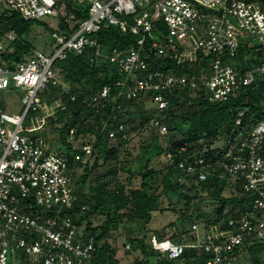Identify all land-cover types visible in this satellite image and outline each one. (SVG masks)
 Segmentation results:
<instances>
[{
	"label": "built area",
	"instance_id": "2783aa9c",
	"mask_svg": "<svg viewBox=\"0 0 264 264\" xmlns=\"http://www.w3.org/2000/svg\"><path fill=\"white\" fill-rule=\"evenodd\" d=\"M48 16L55 18L52 52L33 47L11 67L1 54L12 52L13 43L21 40L23 25L15 17ZM1 17L6 20L0 25V264H104L96 258L97 234L77 223V209L90 207L78 198L76 163L92 155L93 144L79 138L74 127L67 137L71 146L64 150L22 133L30 108L43 104L42 89L60 84L75 98L71 83L65 87L58 81V59L86 52L91 66L109 76L83 103L100 112L90 116L92 123L96 119V125L90 121L95 129L116 120L117 128L109 132L115 143L127 139L122 103H151L157 114L150 124L163 142L166 161L173 159L166 110L174 95L187 91L191 101L204 93L210 102H228L264 76V61L244 67L235 57L243 47L245 59H264V0H0ZM163 26L168 35L160 33ZM108 27L129 43L121 46L101 37ZM168 60L188 65V71L176 72ZM10 85L20 88V113L10 112L2 100ZM245 114L239 108L229 131L198 137L203 147L184 156L178 167L198 172L200 180L214 171L235 184L241 181L250 205L232 216L226 228L195 220L191 242L153 234L145 242L160 258L177 259L190 246L204 258L202 264L251 261L248 246L264 238V118L245 119ZM188 145H180L179 153ZM261 255L264 264V246Z\"/></svg>",
	"mask_w": 264,
	"mask_h": 264
},
{
	"label": "trees",
	"instance_id": "16d2710c",
	"mask_svg": "<svg viewBox=\"0 0 264 264\" xmlns=\"http://www.w3.org/2000/svg\"><path fill=\"white\" fill-rule=\"evenodd\" d=\"M14 18V17H13ZM18 23H22L23 31H29L31 20H23L20 17H15ZM12 19V17L8 18ZM5 17L0 18V25H3ZM43 22L42 19H36ZM48 27L50 31L56 30V28L51 25L48 21ZM59 25L63 28L64 23L59 20ZM23 33V32H22ZM21 33V34H22ZM28 33V32H27ZM101 37L113 40L117 42L118 45H126L129 43L127 37L123 38L114 33L111 27L103 29L101 32ZM113 34H115L113 36ZM14 50L12 52H3L2 58L7 61L11 67L14 65L13 61L20 60L22 54L29 52L33 48V43L21 37V40L13 43ZM85 52L84 54L68 53L65 58L58 59L55 62L56 71L60 69V75L71 83V92L75 94V98L72 99L71 95L67 94L62 90L61 85H55L52 87V92L50 98L52 101L59 99L58 109L54 114L50 115L51 123H55L53 120V115H56V119L60 123L55 126L54 129L59 133L60 141L66 146V148L71 146V142L67 140L69 136V131L72 127L76 128V135H83L93 133L96 135V139L93 143V154L97 152V159L94 165L89 167L86 163L84 165V172L78 177L80 181H76V188L79 201L81 203L87 204L90 209L82 210L77 209V223L84 226V229L90 233L97 234L98 230L101 229V233L96 236V243L98 251L96 253V258L98 261L104 264H119L117 259H114L116 249L108 241V234L112 226L118 225L119 222L124 217L131 215V212L139 213L143 212V217L145 220L152 217V211L161 210L159 208V196L154 194H149L147 187L149 183L145 181L147 176H155L158 171L149 168L145 171H139L143 177L142 186L140 188H130L126 190V184H124L119 177H116L118 172V167L115 166L109 168L106 172L97 175L94 180L97 186L94 188L96 194L90 196L85 193L80 187L86 186V181L92 172L98 166V158L102 157L104 162L109 160L117 159L119 157V143L126 144L130 142L133 138V133L138 132V130L144 127L146 124L151 123V119L157 114L156 108L151 103H142V109L138 112L125 111L120 117V121L123 122L125 133H127L126 140H120L119 143H115L110 137L109 132L111 129L117 128L116 120H110L107 123L105 129H95L89 122L88 119L95 113H100L96 110V107L92 105H85L83 103V98L85 95L91 96L94 94V90L98 89L102 83L108 81L109 76L100 75L97 70H95L90 62ZM245 49L240 48L236 59L240 60V63L244 67H248L252 62L261 63L264 61L263 58L257 59H245ZM207 61V60H206ZM205 61V62H206ZM164 63V61H163ZM167 66L169 68H174L176 72L186 73L188 71V65L186 64H175L174 62L168 60ZM193 73V71H192ZM91 88V89H90ZM189 94L179 93L174 95L170 99V105L166 110L168 114L167 124L168 132L171 140V147L169 149L173 152V159L171 161H166L164 167L167 168L162 184L164 187V193L168 195L170 199V204L181 202V200L190 209L192 204L201 203L200 201L195 202V194L199 193L201 190H207L209 199L212 200L213 208L212 213H206L205 211L193 213L189 211L193 221L202 220L207 227H211L214 224L220 225V227H228L229 219L232 216H237L241 210L246 209L250 205V198L248 194L241 192L242 186L241 181L238 183H233L229 181L228 178L220 177L218 172H210L206 179H198V172L190 173L186 172L178 167L179 161L183 159L184 156H188L189 153H193L196 149H201L202 144L197 143L198 137L204 135L206 137H214L222 132L229 131L234 126L235 117L238 114L239 108L246 109L245 119L253 117V120L257 118H264V76H260V80L248 86L246 89H242L240 94L228 102H210L205 97L204 93H200L199 96L191 98L188 101ZM130 101V100H126ZM134 102V101H130ZM57 113V114H56ZM118 136L121 135L120 131L117 132ZM178 135H181L179 138ZM121 137V136H120ZM90 141V140H88ZM188 143V147L179 153L180 145ZM71 162H74L71 159ZM83 162H77L76 165H83ZM131 172V170H128ZM118 174V173H117ZM114 176L115 185L109 187L110 182L107 177ZM130 179V177H129ZM78 184L80 187L78 188ZM233 189V192L227 196L223 194L226 187ZM89 187H91L89 185ZM92 191V190H91ZM178 198L173 202L172 198ZM204 199L203 196L199 197ZM195 202V203H194ZM122 206H129V210L124 213H118L119 208ZM174 206V205H173ZM172 206V207H173ZM199 209L201 206L196 205ZM93 211H101L107 216V220L102 225H93L91 219V214ZM257 214H261L262 210H257ZM181 215L187 214L186 210L180 209ZM185 220V219H184ZM171 226V225H170ZM177 228V229H176ZM174 228L170 235H164L160 233H155L157 238H171L175 241L182 242L185 241L182 237L184 232L180 231L178 227ZM141 231H145V225L141 226ZM187 234V233H186ZM190 238H193V234H190ZM137 248H139L145 257H149L148 249H152L145 242L146 231L144 235L140 238L130 239ZM264 246V238L257 239L252 244L248 246L249 252L251 254L252 264H261L262 262V248ZM160 258V256H159ZM158 258L160 264H170L174 260L167 257ZM179 258L189 259V264H199V262H204V258H200L196 254V250L193 247H186L184 254ZM145 259V260H144ZM139 261V264H149L147 258Z\"/></svg>",
	"mask_w": 264,
	"mask_h": 264
},
{
	"label": "rangeland",
	"instance_id": "374dc122",
	"mask_svg": "<svg viewBox=\"0 0 264 264\" xmlns=\"http://www.w3.org/2000/svg\"><path fill=\"white\" fill-rule=\"evenodd\" d=\"M42 20L43 22L40 20L31 19L32 24L30 25L29 31H23L21 37H25L26 39L30 40L33 43V47L35 49H39L47 54H50L53 50L52 45L53 42H55V39L52 38L51 31L48 27V23L46 22L48 21L51 23L52 21H55V18L48 16ZM160 33L162 35H168L167 28L163 26ZM59 73L60 69L58 68L56 71L58 81L67 87L70 82L64 80V78ZM51 90L52 88L42 89L38 93V96L43 104L42 106H37L35 104L30 108L23 123L22 133L28 134L34 138L36 136H40L42 138V145L49 146L53 149L64 150L66 146L60 141L58 131L54 129L55 126L60 124L55 118L56 115H53L54 117H52L53 120H55V123H51L52 119L50 115L55 113L60 102L59 99L54 101L51 100ZM2 100L10 112L20 113L24 108V104L21 100L20 88H16L13 85H10L9 88H6L2 91ZM122 105L124 107V112H138L142 109V103L124 101ZM90 119L91 118L88 119L89 123L91 121ZM95 121L96 119H93V123L96 125ZM40 124L42 125L39 129L33 131H28L25 129L26 127H33ZM79 136L81 139L84 138L90 140L92 144L96 139V135L93 133L86 134L85 136ZM178 137L180 138L181 135H178ZM166 138L167 141L170 142L171 137L169 134H166ZM117 143L119 142L117 141ZM118 148L120 151L118 160L113 159L104 162L102 157L98 158V166H96L91 176L87 178L86 186L80 187L78 184V188L80 187L90 196L95 195L96 190L94 188L97 186V183L95 182L94 178L97 175L106 172L113 166L116 168L118 167V174L116 173V177L118 176L119 179H121V181L126 184L127 191L130 190V188H140L142 186L143 177L139 173L140 170L145 171L149 168H152L158 171V174L155 176H147L145 181L149 183L147 187L148 193H155L159 196V208L162 207L161 210L152 211V217L147 220L144 219L143 212L140 211L139 213H134V211H132L130 216L122 218L118 225L116 224L115 226L111 227V230L108 234V241L116 249L114 259H117L119 264H139V261L144 258H147L149 264H160L158 262V258L162 254L159 251L148 249L149 257H145L143 252L137 248L130 239L142 237L145 231L146 240H148L149 237L155 233L170 235L174 228L178 227L180 231L185 233L182 239L185 238V242H191V225L194 221L189 211L193 213L205 211L206 213L211 214L213 208L212 200L207 196V190H201L199 193L195 194L194 199L195 202H201L196 204L201 206L199 209L195 204H192L190 209H188L187 205L182 200L181 202L170 204V199L168 195L164 193V187L162 184V179L167 172V168L164 167L167 157H165L164 154L163 142L150 123L140 128L138 132L133 133V138L130 142L126 144H123L122 142L119 143ZM97 155V152L94 154L92 153L90 157L85 159L86 161L83 162V165L78 166L76 170L77 182L80 181V177H78V175L80 176L84 172V165L87 163L89 167L93 166L95 160L97 159ZM128 170H131V172ZM113 178L114 176L107 177V180L110 182V185H108L109 187L115 185V182L112 181L114 180ZM89 185L91 187H89ZM232 192L233 189L228 186L224 189L223 194L229 196ZM201 196H203L204 199L199 198ZM177 199L178 198H176V196L172 198L173 202H175ZM180 209L183 211L186 210L187 214L185 213L184 215H181ZM128 210L129 206H122L119 208L118 213H124ZM91 219L93 221V225L100 226L106 222L107 216L101 211H93L91 214ZM142 225H145V231L140 230ZM101 231L102 230L99 229L97 234L101 233ZM127 245L129 248H127ZM188 260L189 259L186 258H177L174 259V261L170 264H189ZM199 264L202 263L199 262ZM239 264H252V262L248 260V257H245V259L241 260Z\"/></svg>",
	"mask_w": 264,
	"mask_h": 264
},
{
	"label": "water",
	"instance_id": "95a60500",
	"mask_svg": "<svg viewBox=\"0 0 264 264\" xmlns=\"http://www.w3.org/2000/svg\"><path fill=\"white\" fill-rule=\"evenodd\" d=\"M190 159H193V156H190Z\"/></svg>",
	"mask_w": 264,
	"mask_h": 264
}]
</instances>
